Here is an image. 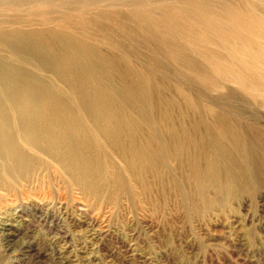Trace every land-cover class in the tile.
Wrapping results in <instances>:
<instances>
[{
	"label": "bare ground",
	"instance_id": "bare-ground-1",
	"mask_svg": "<svg viewBox=\"0 0 264 264\" xmlns=\"http://www.w3.org/2000/svg\"><path fill=\"white\" fill-rule=\"evenodd\" d=\"M119 1L0 0V26H5L0 27V50L7 54H0V192L12 201L29 196L24 194L30 190L32 194L52 173L99 203L115 204L135 195L111 153L122 159V169L134 176L144 195L149 189L147 173L160 180L170 157L187 154L190 159L200 149L223 155L217 136L210 145L206 133L211 129H201L199 114L181 135L169 125L168 140L162 141L158 122L170 121L171 115L160 93L169 87L195 112L217 110L202 101L198 104L195 100L202 94L192 99L190 91L201 89L209 95L227 84L235 85L238 94L226 91L225 96L245 105L264 103V0H177L158 5L130 0L118 9L114 3ZM121 13H126L131 28L116 29L139 32L136 44L151 41L158 46L148 50L138 67L128 58H118L124 64L122 77L114 65L117 60L101 53L98 36L103 23L115 25ZM34 21L40 27L19 26ZM42 26L51 28L41 31ZM108 46L117 49L112 40ZM150 96L162 104L158 119L153 117ZM211 102L219 105L216 98ZM224 129L221 124L211 133L230 137L232 131ZM185 145L196 151L186 152ZM207 160L203 172L196 162L193 168L195 198L201 203L207 192L221 189L217 159L210 155ZM224 186L229 192V181Z\"/></svg>",
	"mask_w": 264,
	"mask_h": 264
},
{
	"label": "rangeland",
	"instance_id": "rangeland-1",
	"mask_svg": "<svg viewBox=\"0 0 264 264\" xmlns=\"http://www.w3.org/2000/svg\"><path fill=\"white\" fill-rule=\"evenodd\" d=\"M129 1L114 4L123 9ZM168 1L177 2L151 0V4ZM121 14L123 18L115 19V25L104 22L98 36L101 53L117 60L114 65L122 77L124 64L118 58H128L130 65L138 67L140 60L148 57V50L158 46L151 41L136 44L140 43L139 32L131 35L129 30L116 29V25L131 28L126 13ZM52 16L56 18L57 14ZM19 26L40 27L36 21ZM0 27L5 29L4 25ZM47 28L51 27L42 26L41 31ZM41 36L49 40L43 32ZM110 40L117 49L108 46ZM126 48L131 51L126 53ZM0 54L7 55L2 50ZM42 74L50 76L48 72ZM114 83L118 85L119 79ZM169 88L160 93L171 115L170 121L158 122L162 141L168 140L169 125L178 128L181 135V129L189 127L199 114L203 119L201 129H211L206 133L210 145L217 136L224 154L200 149L190 159L187 154L170 157L160 180L147 173L149 189L144 195L134 176L122 169V159L111 153L119 174L131 183L135 194L123 196L115 204L92 200L53 173L46 184L32 194L31 190L24 194L29 196L12 201L0 192V264H264V103L259 107L245 105L225 96L227 92L238 94L235 85L227 84L226 89L209 95L201 89L190 91L192 99L202 94V99L195 100L198 104L202 101L217 110L195 112L186 108L180 94ZM150 98L153 117L158 119L162 104ZM215 98L219 105L211 102ZM221 124L227 128L224 131H232L230 137L211 133ZM185 148L188 153L196 151L189 145ZM210 155L218 162L221 189L207 192L203 204L195 198L193 168L196 162L203 172ZM229 171L233 174L229 175ZM227 181L231 185L229 192H225ZM210 198L216 201L207 204ZM39 214L46 219H38Z\"/></svg>",
	"mask_w": 264,
	"mask_h": 264
}]
</instances>
